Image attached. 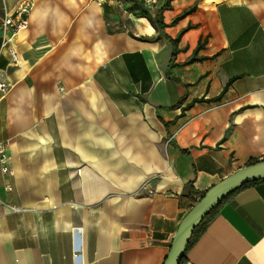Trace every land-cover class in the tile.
<instances>
[{
    "label": "crops",
    "instance_id": "0c3cea01",
    "mask_svg": "<svg viewBox=\"0 0 264 264\" xmlns=\"http://www.w3.org/2000/svg\"><path fill=\"white\" fill-rule=\"evenodd\" d=\"M88 1L30 0L17 65L0 33V264H163L204 192L264 158V0H138L152 22ZM179 264H264V179Z\"/></svg>",
    "mask_w": 264,
    "mask_h": 264
},
{
    "label": "water",
    "instance_id": "95a60500",
    "mask_svg": "<svg viewBox=\"0 0 264 264\" xmlns=\"http://www.w3.org/2000/svg\"><path fill=\"white\" fill-rule=\"evenodd\" d=\"M264 179V159L246 164L207 189L183 216L163 264H179L194 228L223 199L245 184Z\"/></svg>",
    "mask_w": 264,
    "mask_h": 264
},
{
    "label": "built area",
    "instance_id": "2783aa9c",
    "mask_svg": "<svg viewBox=\"0 0 264 264\" xmlns=\"http://www.w3.org/2000/svg\"><path fill=\"white\" fill-rule=\"evenodd\" d=\"M104 1V0H102ZM117 3H121L122 0H115ZM31 8L30 0H20L16 8L12 13L5 12L0 17V33L2 37V46L6 47L10 55V60L13 65L18 63V54L11 44V36L16 34L19 30L23 29L26 25L25 15ZM9 85L5 82H0V91L6 93ZM8 155L5 144L0 143V169L2 173L12 174V171L8 165ZM12 210H17L13 207Z\"/></svg>",
    "mask_w": 264,
    "mask_h": 264
},
{
    "label": "trees",
    "instance_id": "16d2710c",
    "mask_svg": "<svg viewBox=\"0 0 264 264\" xmlns=\"http://www.w3.org/2000/svg\"><path fill=\"white\" fill-rule=\"evenodd\" d=\"M124 1H131L132 2V5H131V7H130V9H131V12L133 11V13L135 14V12H136V10H135V7H140V13H138V14H135V15H137V16H143V17H145V18H147L150 22H152V20L150 19V16H149V14H148V11H147V9H145L143 6H142V4H141V2H139L138 0H124ZM169 0H166V2H168ZM165 5H168V3L167 4H165ZM153 24H155V25H157L158 27H162V22H161V20H157L155 23L153 22ZM172 56H174V51H173V53H172ZM264 159V158H263ZM256 161H258V159H253V160H251L250 162H249V164L250 163H253V162H256ZM215 209V208H214ZM214 209L213 210H211L204 218H203V220L194 228V230H193V232H192V235H191V237H190V239H189V241H188V243H187V245H186V247H185V251H184V254L187 252V250L192 246V244L196 241V239L199 237V235L204 231V229L206 228V226L208 225V223H209V221L211 220V218H212V215H213V211H214ZM183 258H184V255L182 256V258H181V260L180 261H182L183 260ZM180 263V262H179Z\"/></svg>",
    "mask_w": 264,
    "mask_h": 264
},
{
    "label": "rangeland",
    "instance_id": "374dc122",
    "mask_svg": "<svg viewBox=\"0 0 264 264\" xmlns=\"http://www.w3.org/2000/svg\"><path fill=\"white\" fill-rule=\"evenodd\" d=\"M75 1V0H73ZM83 2V0H78V5H80L81 3ZM99 0H89L88 1V6L93 4V5H97L99 6ZM122 2H124V0H122ZM127 3H129V1H127ZM127 9H130V7H128ZM135 14H138L140 13V7H135ZM82 13V12H81ZM81 13H79V18H81ZM82 29L79 30V33H78V37L76 38V42L74 43L75 45V53L78 55V56H86V59H83L82 61L81 60H78L79 62H84L86 64L90 63L91 62V59L92 57L95 56V54H91L92 52H90V48H89V40L86 39V36H84L82 34ZM90 56V58H89Z\"/></svg>",
    "mask_w": 264,
    "mask_h": 264
}]
</instances>
